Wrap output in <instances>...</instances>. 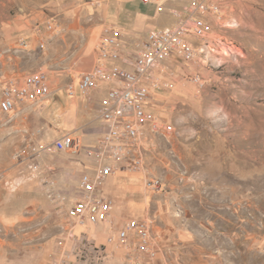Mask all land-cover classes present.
I'll list each match as a JSON object with an SVG mask.
<instances>
[{
    "label": "rangeland",
    "instance_id": "374dc122",
    "mask_svg": "<svg viewBox=\"0 0 264 264\" xmlns=\"http://www.w3.org/2000/svg\"><path fill=\"white\" fill-rule=\"evenodd\" d=\"M120 3L133 12L158 9L141 0H0V97L6 79L38 70L48 74L51 92L76 82L89 68L84 67V33ZM220 4L221 12L206 18V37L191 39L197 49L206 46L205 52L193 62H164L162 78L169 86L153 91L147 103L145 168L126 169L142 176L137 199L145 205L137 215L110 219L105 228L80 227L94 242L68 231L66 243L53 242L55 217L62 216L67 227L48 194L50 175L41 178L40 194L28 199L3 183L11 158L25 157V150L21 157L16 154L26 147L28 134L37 131L40 138L42 128L47 131L41 122L47 121L48 105L0 114V207H21L26 218L11 228L0 224V264H264V0ZM21 39L25 49L18 45ZM144 39L126 41L136 48ZM196 76L202 86L193 81ZM152 124L159 132L151 131ZM57 153L67 155L58 161L76 157ZM149 177L161 181L159 190L146 188ZM54 182L68 201L76 197L78 176L71 175L66 187ZM132 218L149 220L159 247L155 259L137 252L132 235L127 245L118 244L115 233ZM37 227L41 234L32 240ZM32 245L39 252L46 247L40 258Z\"/></svg>",
    "mask_w": 264,
    "mask_h": 264
},
{
    "label": "built area",
    "instance_id": "2783aa9c",
    "mask_svg": "<svg viewBox=\"0 0 264 264\" xmlns=\"http://www.w3.org/2000/svg\"><path fill=\"white\" fill-rule=\"evenodd\" d=\"M141 1L149 4L162 0ZM183 2L182 7L171 10L177 20L174 26L150 29L144 41L136 48L123 39L122 32L117 27L106 26L96 47L94 66L82 72L77 83L69 82L65 85L69 97H74L77 92L88 96L95 90H105L106 96L99 105L104 131L96 143L84 145L79 134L68 132L50 143L40 144L37 131L28 134L26 146L35 156L56 152L73 156L83 153L93 161L92 167L80 175L76 197L71 201L61 194L62 191L53 179L45 181L55 212L64 216L66 230L73 236L77 227L112 223L109 216L114 201L103 191L108 178L122 168L129 171H141L145 168V109L153 91L169 86L162 78L165 72L164 62L175 58L193 62L207 48H195L191 39L206 37L209 30L206 18L221 12L220 0ZM47 28L52 29V24L48 23ZM18 45L25 49L27 42L21 39ZM193 81L199 86L203 85L199 76L194 77ZM51 93L49 76L43 70L10 77L3 82L1 88L0 114L14 115L23 106L44 102ZM151 128V131L159 132L155 124ZM164 128L172 131L170 126ZM23 150L25 148L16 155L23 156ZM34 168L38 167L34 165ZM160 185L161 181L156 177H149L145 182L149 191L159 190ZM130 235L136 238L135 247L139 254L152 260L157 257L159 247L149 220H128L117 231L118 244L127 245Z\"/></svg>",
    "mask_w": 264,
    "mask_h": 264
},
{
    "label": "crops",
    "instance_id": "0c3cea01",
    "mask_svg": "<svg viewBox=\"0 0 264 264\" xmlns=\"http://www.w3.org/2000/svg\"><path fill=\"white\" fill-rule=\"evenodd\" d=\"M121 3L118 4V7H116L113 13L102 14V19L93 27L91 32L87 31L84 33V67L87 66L89 67L88 69H91L95 64L97 56L96 47L103 24L108 23L121 30L125 41L130 39L134 41L137 35H142L145 38L150 29L174 26L177 20L171 14V10L180 8L184 4L183 0H162L158 3H149L158 7L154 13L149 14L143 11L133 12L129 10V8L122 6ZM167 3H172L171 7L168 10H164L163 8ZM74 33H77V31H74ZM72 35L73 38L76 37V34ZM74 83H77V81ZM105 96L106 92L103 89L95 90L88 96L77 93L74 97H69L65 88H60L59 91L54 89L50 97L46 100L47 102H43L48 105L50 110L49 112H44L47 116V121L45 122V120H43L41 123L45 124L47 131L42 128V135L39 138V143H50L54 139L61 137V135L67 131L79 134L84 141V145L96 143L104 131L100 120L99 105ZM63 100H66L68 103ZM63 109H65L66 112H62ZM64 114L66 115L63 116ZM24 148L26 151L25 157L21 160L18 158L16 160L14 157L11 158L10 168L2 177L3 183L7 186L10 185V187H14L17 190V194L25 199H28L30 195L34 197L35 192H39L40 194V180L42 177L50 175L56 180L57 184L66 187L65 184L69 182L71 175L75 177L78 176L79 179L80 175L89 170L93 164V161L86 157L85 154L77 155L74 158L68 157L69 160L64 159V161H58L57 158H67V155L63 153H53V157L51 154L42 153L35 156L33 152H30L31 150L28 149L27 146L23 147V149ZM33 162L38 164L37 169L33 168ZM141 180L142 176L129 173L125 168L118 170L113 176L108 178L103 186V191L108 194L111 193L114 199V206L111 210L109 219L118 220L121 216L127 215L129 212L137 215L136 213L139 212L138 208H142L145 205V200L142 202L137 199V196L142 194L140 193L143 189ZM22 210L21 207L5 208L1 206L0 216L2 215L4 217H2L0 224L4 225V228H11L12 225L15 224L22 225L24 220H26ZM59 217L61 218L62 216L58 215L54 220L56 226L52 229V237H54L52 240L56 243V240L59 238L58 241H60V245H62L64 242L66 243L67 239L70 237L66 232L67 230L64 229ZM11 220L14 221V223H11ZM100 226L105 228L107 227V223L101 224ZM47 230L48 228L46 231ZM41 231L42 229L40 227L33 228L32 240H37ZM86 231V228L77 227L73 234L77 235L76 237L82 236L83 234L84 238H89V240L94 242V239L91 238ZM32 248L35 250L38 247L32 245ZM45 248L46 247L41 248L42 251L40 252H42V254H44L43 250ZM40 252L38 250L36 251L39 258L41 256Z\"/></svg>",
    "mask_w": 264,
    "mask_h": 264
},
{
    "label": "bare ground",
    "instance_id": "6f19581e",
    "mask_svg": "<svg viewBox=\"0 0 264 264\" xmlns=\"http://www.w3.org/2000/svg\"><path fill=\"white\" fill-rule=\"evenodd\" d=\"M200 86H202V85H200Z\"/></svg>",
    "mask_w": 264,
    "mask_h": 264
}]
</instances>
